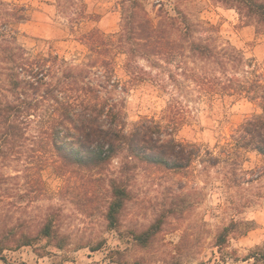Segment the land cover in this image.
I'll return each instance as SVG.
<instances>
[{
  "label": "rangeland",
  "instance_id": "obj_1",
  "mask_svg": "<svg viewBox=\"0 0 264 264\" xmlns=\"http://www.w3.org/2000/svg\"><path fill=\"white\" fill-rule=\"evenodd\" d=\"M122 1L0 0V24H9L8 41L17 38L34 55L52 52L70 66H79L90 54L81 41L83 34L121 31ZM143 1L155 22L161 6L173 15L177 8L198 26L196 38H209L220 47L231 45L244 59L240 64H219L188 51L173 63L159 60L154 65L138 59L148 71L146 81L120 94L130 130L145 118L164 125L175 122L177 139L197 145L200 157L180 173L139 164L129 176L132 196L121 226L113 230L107 220L108 179L61 169L40 143L39 119L23 122L24 135L4 144L0 157V250L9 248L0 252V264H264V157L224 154L257 106L245 97L223 94L221 86L202 83L232 76L244 79L255 70L264 75V28L213 0ZM15 6L24 9L27 21L15 22L8 13ZM82 13L87 17L77 24ZM206 27L212 29L206 32ZM6 57L0 50V109L16 101ZM118 63V77L129 80L121 59ZM170 106L176 107L172 114ZM40 108L44 113L49 104ZM4 128L0 116V146ZM212 157H221V162L214 165ZM122 163V158L113 162L111 177H121ZM51 221L64 239L63 248L44 238L22 248L13 242V236L24 233L37 236ZM155 224L160 230L153 241L147 247L139 245L132 233Z\"/></svg>",
  "mask_w": 264,
  "mask_h": 264
},
{
  "label": "trees",
  "instance_id": "obj_2",
  "mask_svg": "<svg viewBox=\"0 0 264 264\" xmlns=\"http://www.w3.org/2000/svg\"><path fill=\"white\" fill-rule=\"evenodd\" d=\"M213 1L237 10L242 19L264 28V0ZM121 5L123 18L119 33L107 35L95 29L82 35L81 41L90 49V54L79 66H70L52 52L34 55L19 45L17 38L8 41L9 24H0V50L7 56L11 92L16 98L0 109L5 125L0 157L4 154V144L14 143L24 135L23 122L39 119L40 143L45 151H51L61 169L91 173L98 181L108 179L111 202L107 220L113 230L121 226V215L132 196L129 176L139 164L180 173L188 171L201 153L197 145L177 139L175 122L164 125L155 118H145L129 129L125 102L120 94L126 95L146 81L148 71L140 67L137 60L154 62V65L159 60L173 63L188 51L193 57L215 60L219 64L244 61L231 45L220 47L213 45L209 38L205 41L196 38L195 34L200 32L198 26L177 8L173 15L161 6L155 22L143 0H123ZM9 10L15 22L27 21L24 9L15 6ZM86 17L82 13L77 24ZM211 29L206 27L204 31ZM120 59L128 73L127 81L117 75ZM224 59L228 62L224 63ZM248 74L244 79L232 76L225 81L217 78L202 82L221 86L223 94L245 97L257 106V111L240 125L224 151L237 158L242 152L264 157V75L258 70ZM42 103L49 104V110L44 113L40 108ZM175 109L170 106L169 113ZM118 158L123 159L121 177H111L113 162ZM220 162L221 157H212L214 165ZM53 226L51 221L35 237L24 233L13 236L12 240L18 248L32 246L41 238L60 245L64 239ZM159 230L160 225L155 224L143 233L132 234L139 245L147 247ZM228 233L229 228L221 238L224 240ZM100 246L94 251L100 250Z\"/></svg>",
  "mask_w": 264,
  "mask_h": 264
}]
</instances>
